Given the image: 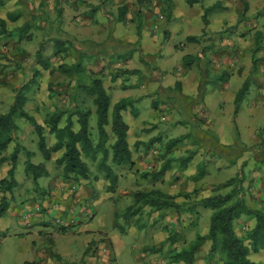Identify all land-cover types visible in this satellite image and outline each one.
<instances>
[{
    "label": "rangeland",
    "instance_id": "1",
    "mask_svg": "<svg viewBox=\"0 0 264 264\" xmlns=\"http://www.w3.org/2000/svg\"><path fill=\"white\" fill-rule=\"evenodd\" d=\"M87 1L2 0L0 18L6 21L7 34L0 35V85L16 95L15 90L12 89L15 85L12 86V84L22 88L25 82L33 81L31 83L33 87H29L27 91V96L31 102L26 104L24 108L27 111L36 112V120L42 125L45 116L52 113L54 108H59L57 103L60 102L58 100L60 98L63 100L61 93L50 97L52 92L50 86L57 90L59 84L65 80L60 76L61 72L57 69L61 61L64 60V56L54 54L51 36L59 35L60 37V32L63 29L58 27L57 21L62 17L60 15L64 12V6L70 8V14L74 18H78L84 10L89 12V6L92 5L88 4ZM89 1L94 2L95 0ZM235 1L243 4H249L248 2L251 1L256 10L254 12L255 18L264 13V0ZM78 2L81 5L77 4ZM101 2V7L93 11L94 16L101 15L115 21H124L122 25L124 28L131 22L134 24L130 27L132 31H137L140 22L142 23L144 18L147 20L150 14L151 17L147 21L152 25L154 18L158 15H163V19H160L162 22L166 21L165 14L160 11L165 0H152L149 5H146L144 0L142 2L139 0H102ZM99 4L100 1L98 0ZM170 7L167 10L165 5L164 12L169 14ZM208 8L205 7L204 12ZM121 10L126 12L120 15ZM8 14L18 16V18L15 21H10L7 18ZM121 17L122 20H120ZM245 22L235 24L232 27L224 24L222 29L212 32H210V28L202 30L200 34L201 43L188 45V47L193 48L190 49L191 56L197 57L188 67L198 71L199 82L203 89L201 93L204 97L198 98L199 102L192 103L191 106L186 103L183 106L186 108L181 110L182 115L176 104L172 102H166L164 108L155 113L157 123L153 126L162 133L163 130L169 131L167 135H161L160 138L163 143L185 137L184 139L181 138L173 147L170 157L173 155L176 157L186 156L188 152H196L194 156L197 158L194 159L193 157V163L190 162L184 171L174 168L167 172L163 178L153 180L151 177L144 179L140 175L157 171V165L142 173L133 171L129 165L115 167L114 172L119 182L117 180L114 190L110 191L109 182L104 178L103 173L99 172L94 164L87 161L91 174L89 180H82L77 183L78 185L71 180L67 181L68 183H60L56 180L52 182L53 186H57L56 190L59 189L63 198L66 196L65 199H61L64 203L67 202L68 207L66 208H70L69 213L77 215V218L82 214L80 218L86 222L83 225H89L93 231V245L96 247V249L89 247L87 250L83 238L75 236L76 241L68 246V250L73 253V261H57L58 264H83L82 258L91 256L97 250L101 252V257H105L107 264H164L166 261L164 254L170 248L169 241L174 240L172 241V248L186 247L193 241L196 234H205L208 230L212 212L193 206V202L206 195L209 196L215 185L227 182L234 178L238 172H241V177L243 176L245 200L255 208L260 206V201L256 196L260 192L261 194L264 193V163H260L263 159L261 155L264 154V24ZM225 28H230V31H228L229 29L225 30ZM126 35L128 32L124 36ZM238 36L242 42L243 53L230 54L226 50L231 46H236L235 42L237 41L234 38ZM30 37L31 39H29ZM180 45L176 44L177 49L184 48ZM111 46L116 47L114 49L125 48L127 55L132 51L130 57H135V55H138V58L142 57L141 51L137 48L139 47L138 43H123L110 38L106 44L94 48L93 54L81 56L80 61L83 63L80 66L82 71L79 72V77L82 82L88 83L96 78L94 75H87L88 64L94 68L98 59L110 57L111 50L108 49L113 50ZM184 46L187 47L185 44ZM68 48L70 47L68 46ZM37 52L41 54V61H48L49 69H44L38 63ZM121 58L125 60L126 55H122ZM252 60H255L254 65H252ZM180 64L183 67L186 65L181 57ZM124 70L126 69H118L122 74ZM156 70L160 72L161 69L157 66ZM248 77L247 93L239 104L238 114L234 113V103L231 101V97L235 95L236 90L241 88ZM8 79L9 81H7ZM132 79L136 80L137 83L140 81V78L133 77ZM227 83L229 88L225 87ZM225 89L227 93L229 92L224 95L225 97L215 96L214 93L218 94L219 90L225 91ZM206 91L210 96L214 94L213 98L209 97L207 101H205ZM54 93L57 94L55 91ZM69 93L72 92L69 91ZM78 93L85 96L81 90ZM91 103L92 98L86 97L84 105L92 111L94 107ZM228 106L232 109L229 113H224L223 110L227 109ZM191 108L192 111L189 114L188 109ZM7 110H1L3 112L0 114L7 112ZM162 118L164 120H161ZM125 120L127 121V115H125ZM16 122L22 128H28L23 133L25 142H37V136L30 125H24L23 121L18 118ZM146 124H148L147 121ZM89 128L92 137L96 138V115L94 111L89 119ZM44 134L46 144H49L52 136L48 134L46 129ZM157 137L155 134L153 138ZM150 140L148 143L150 145L152 143L153 146L155 142ZM163 143H161V148ZM218 144L230 146L228 147L229 153L226 155V150L222 152ZM9 152L10 149L4 153L7 156ZM39 156L43 161L42 155ZM24 158L23 154L22 161ZM201 163L205 164L206 173L202 179L193 181L192 176L196 174V168ZM55 176H58L56 169ZM132 178H134L133 181ZM44 181L47 180L40 181L37 187L33 185L30 178L22 181L19 187L21 191L17 188L13 192V198L16 201L14 204L34 203L38 207V212L45 214L43 202L53 204V199L57 197L53 195L50 182L43 183ZM151 189H159L170 196H174V202L177 204L182 205L183 202H186L187 205L182 206L177 213L172 209L152 211L149 207H145L139 215L126 221L124 213L128 207L133 206L134 193ZM64 191L68 193H63ZM225 191L222 190L221 192ZM192 206L196 209L190 210ZM196 211L197 213H195ZM79 213L80 215H78ZM5 222L3 219L2 223ZM73 223V217L54 221L53 225H49L48 231L52 232V230L64 226V229L68 230L73 227ZM78 225H82V223ZM236 225L238 226V229L236 226L237 235H243L247 223L238 222ZM67 230L66 233L69 234L70 230ZM16 248V239L13 237L2 242L0 239V264H14ZM202 251L203 248L197 251L195 260L190 264H201V260L205 263ZM54 262L56 263L55 260Z\"/></svg>",
    "mask_w": 264,
    "mask_h": 264
},
{
    "label": "crops",
    "instance_id": "2",
    "mask_svg": "<svg viewBox=\"0 0 264 264\" xmlns=\"http://www.w3.org/2000/svg\"><path fill=\"white\" fill-rule=\"evenodd\" d=\"M150 2H152V0ZM197 2L198 3L192 6H187L184 4L186 0H170L171 7L169 16L164 12V4L160 8L161 13L166 16V21L162 22L160 19H163V15H158V17L154 18V24L152 25L147 21L151 17L150 14L147 20L144 18V21H142V23L140 22V31L138 34L137 31L130 30V27H132L131 25H134L131 24V22L124 28L122 27L124 21H115L101 15L94 16L93 11L97 9H94L89 16H84V13L88 11L84 10L78 18H74V16L70 14V8L64 6V12L59 19L60 22L58 25H60V29H63L62 32H60L59 39L60 41L71 42L74 49L66 57L64 53H60L64 56V60L61 61L60 65L71 66L79 64L82 66L83 62L79 60L78 54H93L94 48L106 44L107 40H110V38L123 43L139 44L137 48L141 51V58H138V55L130 57L132 51L128 56L123 47L118 46L119 48L114 49L116 47L111 46L113 50L108 49L111 50L110 57H102L100 60L98 59L94 68L89 64L87 68L89 69L87 73L88 76L94 75L102 79V86L110 98V110H112L113 106L120 100L129 99L131 101V105L121 112V116L128 126L127 143L131 151L133 171L142 173L143 171L152 169L155 165H157L156 169L158 170L163 163V160L157 156L161 152V143L155 142L153 144V146L156 145L155 147L152 146V143L151 145L148 143L150 139L155 137V134L159 137L161 135H167L169 132L163 130L162 133V131L157 130V128L153 126L157 123L155 119L156 111L162 110L166 102H172L176 104L178 111L181 113V110L186 108L183 107L186 103L191 106L192 103L199 102L198 98L201 96L204 97L201 93L203 89L199 82L198 71L191 67L184 68L180 64V57L182 59L184 55H192L190 49L193 48L190 46L188 47L191 43L185 41L186 38L190 36L199 37L204 28H210V32L220 30L224 27V24H227L228 27H232L238 23L242 24V22L246 23L245 21L250 23L261 22L264 24V13L258 16V18H255L254 12L256 10L251 1L248 2L249 4H243L235 0H198ZM87 3L95 7L98 5V0L94 2L88 0ZM77 4L81 5L79 2ZM205 7H209L206 16L208 24L206 26L203 24V9ZM227 29L230 31V28H225V30ZM164 31H166L165 34ZM127 32L128 35L124 36ZM239 37L240 36L234 38L235 41H237L235 42L236 46H231L226 50L229 51L230 54L243 53V46L241 45L242 42ZM200 43L201 42H199V44ZM176 44H181L180 46L184 48L177 49ZM184 44L187 45V47H185ZM71 54H73V56H70ZM122 55H126L125 60L121 58ZM157 66L160 67V72L156 70ZM79 68L80 70L78 71H82L81 67ZM118 69H126L127 71L133 72L130 76H127V74L120 73ZM153 69L156 71H153ZM60 76L63 79L65 78V80L59 84V89L55 91L57 94H48L52 97L53 95H59L61 93L63 100L60 98L58 100L60 103H57V105H59V108L64 109L68 108L70 102L74 99V87H76V82H74V80L77 77L70 79L64 73H61ZM133 77L140 78V81L137 83L136 80L132 79ZM7 81H9V79ZM31 83H33V81H28L22 86V92H24L25 96V105L31 102L27 96L28 88L32 86ZM13 85L19 88L16 84H12V86ZM225 87L229 88V84L227 83ZM226 89L225 91L219 90L218 94L214 93L215 96H219L220 98L225 97L224 95L229 93H227ZM69 91L72 93H69ZM237 92L236 90V93ZM214 94L210 96L206 91L205 101H207L209 97L213 98ZM235 95L231 97L232 102H234ZM14 97L15 93H12L6 87L0 85V112L7 110L8 107L13 104ZM76 100L78 102L83 100V96L80 95L79 98L76 97L75 101ZM231 109L232 108L228 106L223 112L229 113ZM24 110L36 119V112L27 111L25 108ZM93 111L94 109L92 112ZM191 111L192 108L188 109L189 114ZM125 115H127V121L125 120ZM146 121L148 124H146ZM26 126H28V124H26ZM26 129L28 128L19 126V131L17 133L19 141L28 151L33 153V157L31 158L33 164L37 165L43 163L45 165L48 176L40 178L39 182L43 180L49 181V185L53 189V195L57 198L53 199V204H48L46 201L43 202L42 206L45 207V214L39 213L38 207L34 203L23 202L22 204H14L16 203L14 198V202L11 203L7 213L0 219L1 242L11 239V237L16 239L17 248L14 264H58L55 256H58L61 262H71L74 258L72 257L73 253L68 250V246H71L76 241L75 236L83 238V243L87 250L89 247L96 249L95 245H93V231L89 225H83L86 222L81 220L80 216L82 214L80 215L79 213L78 215L80 216L77 218V215H71L69 213L70 208H66L68 207L67 202L64 203L62 201L66 196L63 198L59 189L56 190L57 186H53L52 182H55L54 180H56V182L60 181V183H68L62 180L60 173L57 172L58 176H55L54 163L55 160L61 156L62 151L52 154L48 161H44L43 158V161H41L36 142L31 143L30 141L27 143V141H24L23 133ZM46 130L48 132L47 128ZM53 144L54 139L52 137L48 147ZM2 156H6L5 153H3ZM22 157L23 154L19 156L15 174L18 182L17 188L20 191L21 189L19 187L22 181L29 179V177L24 174L25 158L24 161H22ZM173 157L176 156L173 155ZM196 158L197 156H194V159ZM194 159L190 162L193 163ZM9 168L10 166L8 163L0 164V179L6 176V172ZM52 177L55 178L52 180ZM98 177L101 178L99 175ZM133 179L134 178H132V181ZM74 184L77 183L74 182ZM63 193L68 192L64 191ZM207 196L208 195L204 197ZM256 197L258 200L261 199V192ZM71 217L74 219L73 227L68 230L66 229L67 231L70 230V235L66 233L64 229L65 226L52 230V232L48 231L50 228L49 225H53L54 221L65 220ZM11 218H13V221H11ZM3 219L6 221L4 224L2 223ZM238 222L247 223L245 231L248 228H252L254 225L253 218L242 216L234 222L235 231ZM80 223H82V225H78ZM210 245L211 243L207 241L201 247L203 248V258L207 255ZM100 254L101 252L97 250L92 253L91 256H84L81 262L83 264H107L105 257H101ZM52 259H54L56 263ZM249 259L254 263L264 264V249L260 250L258 253H250ZM201 264L205 263L201 260Z\"/></svg>",
    "mask_w": 264,
    "mask_h": 264
},
{
    "label": "trees",
    "instance_id": "3",
    "mask_svg": "<svg viewBox=\"0 0 264 264\" xmlns=\"http://www.w3.org/2000/svg\"><path fill=\"white\" fill-rule=\"evenodd\" d=\"M101 1L98 6H89V12H86L84 15L89 16L94 9H99L102 4ZM139 1L142 2L143 0ZM144 1L146 5H149L151 0ZM197 1L186 0V4L187 6H192L198 3ZM2 4L3 2L0 0V6ZM164 4L167 6V10L171 6L170 0H165ZM125 12V10H121L120 15H123ZM207 13L208 10L203 15L204 26L208 24L206 19ZM7 18L10 21H15L18 16L8 14ZM120 20H122V17ZM57 22L59 23L60 20ZM137 31L139 33L140 25H138ZM1 34H7V27L6 21L0 18ZM51 38V42L53 43L52 50L55 55L64 53L67 56L71 50H74L72 43L60 41L59 35H56V37L51 36ZM186 41L188 43H199L201 36H190L186 38ZM68 46L71 48H68ZM81 56L82 54H78L79 60ZM36 58L44 69H49L50 65L48 61H41L40 52H37ZM196 59V56L184 55L182 57V61L186 63L184 67H188ZM254 64L255 60H252V65ZM79 67V64H74L71 66L60 65L57 68L70 79L77 77L74 80L76 82L74 99L70 102L68 108H54L52 113L45 116L43 125L38 123L35 118L24 110L25 96L23 95L22 88L12 87L16 92L14 102L8 107L7 112L0 114V164L8 163L10 166L6 172V176L0 179V219L7 213L11 203L14 202L13 192L18 187L15 174L21 154L25 156L24 174L31 179L35 187L38 186L40 178L48 176L45 165L43 163L33 164L31 162L33 153L20 143L17 137L19 131V125L16 122L17 118L22 120L23 124H28L32 127L37 136V150L42 155L44 161L50 160L52 154L62 151L61 156L55 160L54 164L56 171L60 173L63 181L71 180L78 183L81 180H89L91 177L87 162L89 161L96 166L99 172L103 173L104 178L109 182V190L113 191L118 180L114 168L125 165L132 167L131 151L127 143L128 126L121 116V112L131 105V101L129 99L120 100L110 110V98L102 86V79L96 76V78H93L88 83L82 82L79 77ZM33 71L36 72L35 70ZM131 73L127 70L124 71V74ZM249 77L244 81L235 95L233 102L234 113L238 112L239 104L247 93ZM79 90L83 91V95L86 97L92 98L91 104H93L96 115V138H93L90 133L89 119L92 111L84 105L86 97L83 96L84 99L79 102L75 101V98H79L80 96ZM50 91L54 93L56 90H53L52 86H50ZM46 128L48 129V134L54 139V144L50 147L46 144L44 134ZM160 137L152 138L150 141L163 143ZM181 138L184 139L185 137ZM181 138L168 140L163 143L159 154V157L163 160L161 166L157 171L142 173L140 176L144 179L151 177L153 180H158L174 168L184 171L196 152H188L186 156L170 157L171 150ZM218 145L222 152L226 150V155L229 153L228 147L230 146ZM8 149H10L9 154L2 156ZM261 157L263 159L260 163H264V154ZM205 173V164L201 163L197 166L196 174L192 176V180L198 181L202 179ZM240 175L241 172H238L234 178L227 182L215 185L209 196L193 202V206H198L212 212L208 230L205 234H196L193 241L186 247L172 248V241L174 240L169 241L170 248L164 254V258L166 259L164 264L192 263L195 260L197 251L207 241L211 245L207 255L204 256L206 264H262L252 262L249 259V255L250 253H258L264 249V193L262 194V198L259 199V207L255 208L250 205L245 200L244 180L243 176L241 177ZM222 190L226 191L221 192ZM133 198V206L128 207L124 213L126 221L139 215L145 207H149L152 211L172 209L177 213L182 206L187 205L186 202H183L182 205L177 204L174 202V196H170L159 189L135 192ZM193 206L190 210L196 209ZM242 216L253 218L254 225L252 228H248L243 235L239 236L235 231L234 222ZM55 259L61 262L58 256H55Z\"/></svg>",
    "mask_w": 264,
    "mask_h": 264
},
{
    "label": "built area",
    "instance_id": "4",
    "mask_svg": "<svg viewBox=\"0 0 264 264\" xmlns=\"http://www.w3.org/2000/svg\"><path fill=\"white\" fill-rule=\"evenodd\" d=\"M162 120H164V118H162Z\"/></svg>",
    "mask_w": 264,
    "mask_h": 264
}]
</instances>
